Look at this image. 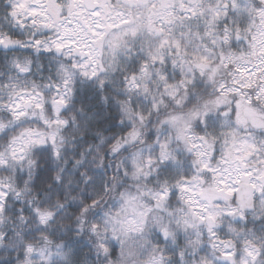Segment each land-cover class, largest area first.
Returning <instances> with one entry per match:
<instances>
[{
  "label": "snow or ice",
  "instance_id": "snow-or-ice-1",
  "mask_svg": "<svg viewBox=\"0 0 264 264\" xmlns=\"http://www.w3.org/2000/svg\"><path fill=\"white\" fill-rule=\"evenodd\" d=\"M0 264H264V0H0Z\"/></svg>",
  "mask_w": 264,
  "mask_h": 264
}]
</instances>
